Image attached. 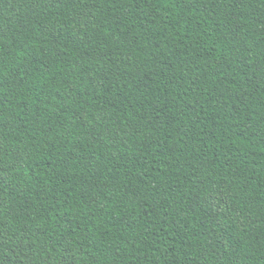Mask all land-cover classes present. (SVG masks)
Segmentation results:
<instances>
[{"label":"trees","instance_id":"obj_1","mask_svg":"<svg viewBox=\"0 0 264 264\" xmlns=\"http://www.w3.org/2000/svg\"><path fill=\"white\" fill-rule=\"evenodd\" d=\"M0 264H264V0H0Z\"/></svg>","mask_w":264,"mask_h":264}]
</instances>
